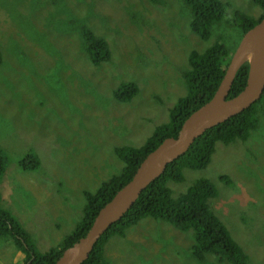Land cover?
Instances as JSON below:
<instances>
[{
	"label": "rangeland",
	"instance_id": "obj_1",
	"mask_svg": "<svg viewBox=\"0 0 264 264\" xmlns=\"http://www.w3.org/2000/svg\"><path fill=\"white\" fill-rule=\"evenodd\" d=\"M68 1L74 15L106 37L109 61L92 62L79 30L59 18L64 6L0 0V150L7 156L0 191L3 207L41 253L83 222L86 194L124 169L117 148L140 147L170 122L171 110L189 93L190 53L221 39L233 53L242 36L234 12L255 18L264 12L255 0H222L226 14L203 40L191 28L184 0ZM132 81L139 92L130 101L118 100L115 89ZM29 152L40 159L35 171L19 164ZM184 174L181 182L168 181L173 197L201 178L211 180L219 193L211 209L252 263L264 264V120L246 142H218L207 167L185 168ZM148 218L106 245L108 264H203L192 253V231ZM6 238L0 236V264H26L27 253Z\"/></svg>",
	"mask_w": 264,
	"mask_h": 264
},
{
	"label": "trees",
	"instance_id": "obj_2",
	"mask_svg": "<svg viewBox=\"0 0 264 264\" xmlns=\"http://www.w3.org/2000/svg\"><path fill=\"white\" fill-rule=\"evenodd\" d=\"M151 1L162 3L163 0ZM184 1L192 13L191 28L193 32L203 40L209 39L215 23L221 22L226 14L225 4L222 0ZM255 1L264 8V0ZM51 4L64 6L59 13V18L65 23L72 21V26L79 30L84 51L95 65H100L111 59V47L106 37L102 34H97L89 26L87 27L83 23L82 17L74 15L68 0H51ZM9 15L14 14L9 12ZM263 18L264 12L255 18L241 10H236L233 22L242 31L241 39L249 29ZM8 49L10 50V47ZM233 53H230L228 42L222 39L203 52L192 51L190 53V68L185 74L189 85V93L181 97L178 104L171 110L170 122L158 126L140 147L123 146L117 148V154L125 163L124 169L120 174L110 177L95 192L86 194L88 202L84 211L83 222L59 246L45 253L36 251L30 243V234L3 207L1 191L0 236L7 237V240H14L16 245L27 253L26 264L32 258L31 264H55L66 248L86 235L99 210L113 198L122 186L130 181L145 157L164 139L177 137L184 121L214 96L224 78ZM2 59L3 53L0 50V62ZM67 60L70 61L69 58ZM248 74L249 63L247 62L238 71L229 97L236 96L245 88ZM138 92L139 86L135 82H122L115 89L114 96L118 100L126 102L132 100ZM263 120L264 92L262 97L251 107L207 130L195 140L185 154L168 164L165 172L143 191L123 218L114 223L102 235L89 258L83 264H108L106 245L115 236L124 237L128 228L148 216L168 221L183 232L192 231L194 236L192 253L203 264H215L207 260L208 254L230 264H253L251 256L237 242L223 221L211 209L210 200L219 194L217 187L211 180L207 178L199 179L178 198L173 197V191L168 185V181H183L185 168L202 169L207 167L218 142L231 144L238 139L246 142L250 138L252 131ZM6 159L7 156L0 150V183L6 173L5 170H7ZM19 164L25 171H35L40 167V159L35 153L29 152L19 160ZM221 178L226 183L231 184L232 180L229 179V176L222 175Z\"/></svg>",
	"mask_w": 264,
	"mask_h": 264
},
{
	"label": "water",
	"instance_id": "obj_3",
	"mask_svg": "<svg viewBox=\"0 0 264 264\" xmlns=\"http://www.w3.org/2000/svg\"><path fill=\"white\" fill-rule=\"evenodd\" d=\"M239 43L214 96L184 121L177 137L164 139L145 157L130 181L99 210L86 235L66 248L55 264H83L102 235L123 218L143 191L165 172L168 164L185 154L207 130L243 112L262 97L264 18L249 29ZM248 49L251 56H246ZM247 62L249 74L245 88L236 96L229 97L238 71ZM31 263L32 260L28 262Z\"/></svg>",
	"mask_w": 264,
	"mask_h": 264
},
{
	"label": "crops",
	"instance_id": "obj_4",
	"mask_svg": "<svg viewBox=\"0 0 264 264\" xmlns=\"http://www.w3.org/2000/svg\"><path fill=\"white\" fill-rule=\"evenodd\" d=\"M4 199H5V197L3 196V201H4ZM148 217H150V216H148ZM146 218V217H144V218H142L140 221H138L135 225H137L138 223L140 224V223H142V221H144V219H149V218ZM152 218V217H151ZM153 219H155V218H153ZM157 220V219H156ZM145 221H149V220H145ZM128 232V231H127ZM127 234V233H126ZM5 242H6V244L7 245H10L13 241L12 240H5ZM17 253H21V250H19ZM23 253V252H22Z\"/></svg>",
	"mask_w": 264,
	"mask_h": 264
},
{
	"label": "bare ground",
	"instance_id": "obj_5",
	"mask_svg": "<svg viewBox=\"0 0 264 264\" xmlns=\"http://www.w3.org/2000/svg\"><path fill=\"white\" fill-rule=\"evenodd\" d=\"M246 56H251V52H250L249 49H248L247 52H246Z\"/></svg>",
	"mask_w": 264,
	"mask_h": 264
}]
</instances>
